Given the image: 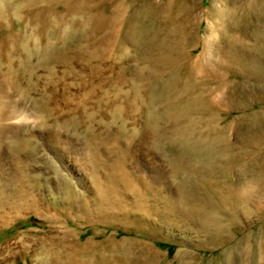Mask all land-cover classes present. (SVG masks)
Returning <instances> with one entry per match:
<instances>
[{"label": "rangeland", "instance_id": "1", "mask_svg": "<svg viewBox=\"0 0 264 264\" xmlns=\"http://www.w3.org/2000/svg\"><path fill=\"white\" fill-rule=\"evenodd\" d=\"M122 1L0 0V34L26 29L28 35L36 36L37 26L48 18L53 23L61 22L65 35H73L85 22L81 33L103 26L106 35L117 37L120 45L134 55L138 51L137 35L123 27L124 15L141 8L147 0ZM182 5L176 21L188 26V38L198 39L195 46L200 47L205 40L214 42V50L235 62V69L228 75L238 93L235 107L227 106L226 88L217 100L225 105L221 124L227 126L234 121L237 127L236 132L227 134L239 158L232 176L234 192L226 189L230 182L227 178L217 182L194 177L187 189L194 184L188 190L201 197L208 217L220 218L225 226L234 225L240 238L250 236L248 233L264 231V0H183ZM89 9L94 13L87 21L83 13ZM182 50L186 53L190 48ZM134 63L130 61L127 66ZM55 70L60 77L65 68ZM125 77L136 78L132 70ZM26 94L20 90L21 100L33 113L12 129L4 128L0 120V264H179V258L187 253H198L203 264L221 260V252L228 245H217L219 227L206 216H196L180 200L186 176L174 178L171 167L168 178L155 173L154 180L150 179L154 183L136 174L131 190L123 181L124 172L132 171L138 162L133 151L138 141L115 132L119 125L113 119L103 120L109 124L112 121L110 132L79 128L65 114L49 119L36 100ZM46 134L66 143L78 165L86 169L87 179L82 181L64 168L44 144ZM19 137L28 139L19 141ZM150 149L170 164L164 147L150 143ZM143 191L146 201L139 199ZM232 194H236V202H223ZM222 204L228 208L223 213L217 208ZM241 260L238 264H244Z\"/></svg>", "mask_w": 264, "mask_h": 264}, {"label": "bare ground", "instance_id": "2", "mask_svg": "<svg viewBox=\"0 0 264 264\" xmlns=\"http://www.w3.org/2000/svg\"><path fill=\"white\" fill-rule=\"evenodd\" d=\"M161 1L160 4L157 0H147L141 8L127 12L126 17L124 15L123 27L137 35L138 51L134 55L120 45L117 37L106 35L103 26H94L87 34L81 33L86 27L85 22L75 26L77 29L73 35H65L61 22L53 23L48 18L39 23L36 36L28 35L26 29L1 33L0 120L4 128L12 129L27 118L29 112L33 113L21 100L20 90L33 97L37 102L35 104L49 119H60L65 114L77 127L100 132L112 131V121L109 124L103 120L113 119L119 125L115 132L132 142L138 141L133 149L138 162L131 167L132 171L124 172L123 181L129 187L132 188V177L136 174L146 179L145 182L154 183L150 179L155 178V173L168 178L171 167L174 178L186 176L181 189V202L196 216H206L207 220L210 218L209 221L219 227L215 235L217 245H228L221 252V260H213L210 264H238L241 259L244 264H259L264 262V231L248 233L250 236L240 238L234 225L225 226L220 218L206 215L201 197L188 190L194 184L190 183L187 189L190 179L200 177L204 180L216 179L217 182L230 179L227 185H220H226L229 192L235 190L236 182L232 181V176L236 174L239 158L227 134L230 130L236 132L237 127L234 121L227 126L221 124L220 115L225 105L217 101L226 88L227 106H236L237 87L231 84L228 75L229 71L235 69V62L214 50V42L205 40L200 47H196L194 42L198 39L188 38V26L176 21L184 9L183 0H178L177 5L174 0ZM122 11L126 13L127 10L123 7ZM93 13L89 9L84 10L83 14L89 21ZM0 29L2 31V27ZM52 30L56 35L51 34ZM178 42H181L180 45L175 44ZM184 47L190 50L185 53L182 50ZM199 50L201 52L197 54ZM130 61L137 64L129 67L127 63ZM56 68H65L60 72V77ZM129 70L136 78L125 77ZM43 138L44 144L63 162L66 170L72 171L82 181L88 178L86 169L84 171L78 165L66 143L49 134ZM18 139L21 141L25 138ZM150 143L165 148L169 165L152 153ZM139 196L140 201H146L144 191ZM236 201V194L223 199L226 203ZM151 203L150 206L153 205ZM222 206L217 207L222 209V213L228 210ZM201 259L198 253H187L179 258V264H203Z\"/></svg>", "mask_w": 264, "mask_h": 264}]
</instances>
